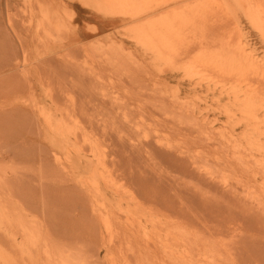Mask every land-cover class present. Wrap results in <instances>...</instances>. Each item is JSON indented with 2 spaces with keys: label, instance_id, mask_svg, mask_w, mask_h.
Wrapping results in <instances>:
<instances>
[{
  "label": "rangeland",
  "instance_id": "obj_1",
  "mask_svg": "<svg viewBox=\"0 0 264 264\" xmlns=\"http://www.w3.org/2000/svg\"><path fill=\"white\" fill-rule=\"evenodd\" d=\"M184 262L264 264V0H0V264Z\"/></svg>",
  "mask_w": 264,
  "mask_h": 264
},
{
  "label": "bare ground",
  "instance_id": "obj_2",
  "mask_svg": "<svg viewBox=\"0 0 264 264\" xmlns=\"http://www.w3.org/2000/svg\"><path fill=\"white\" fill-rule=\"evenodd\" d=\"M135 73V72H134ZM90 78V77H89ZM95 78V77H94ZM93 77H91L90 78V82H91V84L89 85V86H91V89L94 91L95 90V86H94V81L96 80V78L94 79ZM74 85V84H73ZM68 86V85H67ZM94 86V87H93ZM83 87V88H82ZM84 87H86V86H81L80 88L82 89H79V90H81V94H79L80 92H78V95L74 98V97H72V96H67V98H66V100L67 101H64V103H62V105H58L57 103L55 104L56 105V107H55V110L57 111V113H59L60 115H67V114H69L70 112H73L77 107H79V106H84V104L85 105H90L89 104V100L93 103V106H92V108L94 107V105L95 106H97L98 104H104V102L105 103H108L109 102V97L107 96V95H104V94H100V93H97V92H93L92 90L90 91V88H89V92H88V89H87V92L86 93H88V95H87V99H86V94H84L82 91H84L85 90V88ZM88 87V86H87ZM72 88H73V86H72ZM67 89H69V87L67 88ZM139 93H141V92H139ZM134 95V94H133ZM132 96V95H131ZM83 97V98H82ZM128 97H129V95H128ZM140 97H142V96H137L136 95V98L134 97H132L133 98V100H136V99H140ZM90 98V99H89ZM130 99V98H129ZM125 100V99H124ZM127 100V99H126ZM125 100V101H126ZM94 101L96 102L95 104H94ZM86 102V103H85ZM90 102V103H91ZM122 102H123V100H122ZM127 102V101H126ZM88 103V104H87ZM139 106V105H138ZM93 119V118H92ZM91 119V120H92ZM90 120V121H91ZM97 120V119H96ZM104 120H102V125L104 126V128H105V124H104V122H103ZM97 123H98V121H97ZM99 125V124H98ZM137 127H139V126H137ZM124 138V137H123ZM151 139V138H150ZM123 141V143H126V140H127V138L125 139H122V137H119V142L120 143H122L121 141ZM122 143V144H123ZM149 142L146 140V143H145V141H139V142H137V143H132V144H128V146L126 147L128 150H130V151H133V152H135V151H139V149L143 146L144 147V145L143 144H145V145H147ZM111 145V144H110ZM112 146V145H111ZM110 147V146H109ZM123 147V146H122ZM142 147V148H143ZM148 147H149V145H148ZM141 150V149H140ZM146 150V149H145ZM117 150L116 149H113L112 147H111V152H115V153H117L116 152ZM140 152V151H139ZM137 169H139L140 170V168H137ZM199 169V168H198ZM120 170V169H119ZM133 170V169H132ZM138 170V171H139ZM134 171H136V170H134ZM139 172H141V171H139ZM138 172V173H139ZM137 173V172H136ZM130 174V173H129ZM135 174H133V173H131V175H129V176H131V177H129L126 173H125V171L123 172V170L121 169L120 170V173H119V176H120V178L121 179H123V180H126V181H128V180H130V179H133L132 177L134 176ZM135 177V176H134ZM136 178V177H135ZM133 181V180H132ZM125 183V182H124ZM136 183V182H135ZM137 184V183H136ZM134 186V185H133ZM135 189H137V187L135 188ZM115 192V191H114ZM138 192V190L136 191V194H138L137 193ZM226 194V193H225ZM120 196V195H119ZM146 201L147 200H145V204H146ZM218 201H220V200H218ZM223 201V200H222ZM221 202V201H220ZM134 203V202H133ZM144 203H142V204H144ZM141 203H139L138 204V202H136V200H135V205L136 206H138V205H140ZM181 204V203H180ZM230 204V203H229ZM136 206H134V207H136ZM231 206V205H230ZM238 206V205H237ZM236 206V207H237ZM235 207V205H233L232 206V208L233 209H235L234 211H237V212H240V208L239 207H237V209L238 210H236V207ZM132 208V207H131ZM130 208V209H131ZM138 208V207H137ZM151 209V211L152 212H154V207H151L150 208ZM182 209H183V207H182ZM229 209H231V208H229ZM232 209V210H233ZM179 210H181V209H179ZM183 211V210H182ZM185 211V210H184ZM183 211V212H184ZM237 212H235V214L237 213ZM186 213V212H185ZM241 213V212H240ZM238 214V213H237ZM186 225V224H185ZM181 226V224L179 225V227ZM182 228H185V227H182ZM213 228H218V227H213ZM219 229H221L220 227H219ZM220 232H222L221 230H220ZM223 233V232H222ZM192 235V234H191ZM197 235V234H196ZM194 236V235H193ZM198 236V235H197ZM218 236V235H217ZM222 236V235H221ZM200 238V237H199ZM203 238V237H202ZM202 238H200V240L202 239ZM222 238V237H221ZM218 238L219 240L217 241L218 243V246L217 245H215L216 247H214V246H212L213 248V250H218V251H220V250H222V252H218V251H215V252H217V254H218V256H220V254H221V257H217V258H221V262H222V260L223 259H229V258H231L232 257V259L233 260H235V257H237L235 254H233V249H234V246H235V244L233 243V241H231L232 242V247H231V245H230V247L228 246V244H230V243H227L226 242V239H224L225 240V242H222L221 240L224 238ZM173 239H174V237H173ZM198 238H196V236H195V238H192V236H191V238H189V239H186V241L185 240H181L182 242H181V244L184 246V249L185 248H187L186 246L187 245H190V242H191V245L192 244H194L195 245V247H197L196 249H198L199 248V245L201 244L200 242H203L202 240H204V239H202L201 241H200ZM205 240H206V237H205ZM207 241H209V240H207ZM207 241H205V242H207ZM208 243V242H207ZM179 244V243H178ZM210 244L211 245H214L213 243H211L210 242ZM225 244V245H224ZM234 244V245H233ZM208 245H209V243H208ZM204 246V245H203ZM176 247H178V246H176ZM182 246H180V248H181ZM193 247V246H192ZM211 246H208V248H210ZM172 248L173 247H171V250H172ZM194 248V247H193ZM205 248V247H201V249H199V251H202L203 249ZM237 248V247H236ZM235 248V250L237 251L238 250V248L236 249ZM178 249V248H177ZM176 249V250H177ZM183 249V248H182ZM191 249V248H190ZM195 249V248H194ZM194 249H191V255H193V256H195L196 257V255H198L197 253H198V250H197V252H196V249L194 250ZM189 250V249H188ZM168 251V250H167ZM167 251H166V254L167 255H170V254H168V253H171V251H170V249H169V251L170 252H168L167 253ZM186 251V250H185ZM190 251V250H189ZM192 251H195L194 253L195 254H193V252ZM206 251V250H205ZM175 252V251H174ZM204 251H202V253H203ZM187 253H188V251H187ZM186 253V254H187ZM205 253V252H204ZM223 253H224V255L225 256H223ZM186 254H184V258L183 257H178L179 258V260L180 259H183L185 262L186 261H189L188 259H187V257L189 258V257H191V255L189 256V254L188 255H186ZM214 254V253H213ZM173 255V254H172ZM183 255V254H182ZM182 255H180V256H182ZM185 255H186V259H185ZM200 256H201V254H200ZM213 256V255H212ZM223 256V257H222ZM215 257V256H214ZM169 258H172V256L171 257H169ZM164 259V258H163ZM173 259V258H172ZM191 259H193V258H191ZM196 260H198V257L197 258H195ZM238 259H241V258H238ZM242 260L243 259H241V262H242ZM202 261V260H201ZM208 262H209V260H207ZM231 261V260H230ZM237 261V260H236ZM184 262V264H186ZM190 262H193L194 263V261L192 260H190ZM200 262V261H199ZM237 262H240L239 260L237 261ZM240 262V263H241ZM244 262V261H243ZM187 263H189V262H187ZM193 263H191V264H193ZM214 263H215V261H214ZM199 264V263H198ZM209 264V263H208ZM211 264V263H210ZM234 264V263H233ZM238 264V263H237ZM246 264H249V263H246Z\"/></svg>",
  "mask_w": 264,
  "mask_h": 264
}]
</instances>
